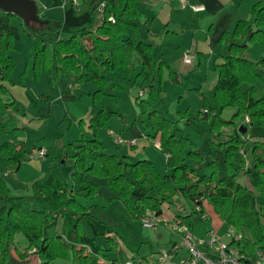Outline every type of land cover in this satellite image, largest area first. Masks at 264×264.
Wrapping results in <instances>:
<instances>
[{
	"label": "trees",
	"instance_id": "16d2710c",
	"mask_svg": "<svg viewBox=\"0 0 264 264\" xmlns=\"http://www.w3.org/2000/svg\"><path fill=\"white\" fill-rule=\"evenodd\" d=\"M143 1L101 0L97 7L83 13L70 7L64 12L58 28L49 20L47 26L33 28L42 35L53 29L57 31L53 53L42 41L36 44L35 68L46 72L51 94L59 85L60 75L75 74L79 76L78 81L88 78L101 88L106 83L103 76L106 72L127 68L134 60L150 64L147 54L153 48L139 34L137 9ZM253 13L252 23L239 22L236 25L232 33L235 41L230 44L228 56L223 58V63L215 65L218 74L212 93L215 106L207 110V118L216 110L235 109L230 122L214 116L209 131L217 136L221 135L222 128L235 125L242 117L249 121L239 128L246 130L244 135L249 126L257 124L264 128V97L255 98L256 84L260 73L264 72V59L253 63L241 56L251 43L258 42L264 50V6L255 4ZM0 15L16 17L2 11ZM110 18L115 23L109 21ZM14 49L13 35L2 31L0 85L9 80L14 69V60L10 56ZM243 85H247L246 90H242ZM98 93L100 90L95 95ZM109 115L111 113L102 111L91 119L93 138L74 147L72 165L60 158L47 167L43 178L32 184L34 203L24 196H13L0 176V264H13L16 261L13 251L25 264H29L30 252L38 257L40 264L69 260L73 255H79L80 247L87 252L77 260L100 264L101 249L96 241L104 237L111 241L115 232L93 216L91 207L81 201L94 197L96 187L91 179L95 177L105 180L107 187L124 202L129 215L137 221L147 211L162 216L163 205H174L176 197L180 196L201 210L177 217L193 228L191 217L195 214L201 216L205 212L203 204L208 202L228 228L244 235L247 252L260 250L264 253V213L257 204L259 199L264 201V142L255 141L248 145L237 133L216 144L226 148L224 173H219L212 162L210 174H199L186 164L183 157L186 147L193 144H186V138L178 141L171 132L170 122L161 118L157 120L154 139L159 133L161 149H170L174 158L172 173L161 174L150 161L128 165L117 156L105 153L98 131L106 125ZM241 150L246 157L243 155L237 164L236 158ZM30 152L25 145L0 143V156L17 167L26 161ZM189 155L196 157L198 154L191 151ZM128 171L130 177L126 175ZM241 176L247 178L249 187L238 182ZM20 236L27 242L23 250L18 246ZM109 264L118 262L113 260Z\"/></svg>",
	"mask_w": 264,
	"mask_h": 264
},
{
	"label": "rangeland",
	"instance_id": "374dc122",
	"mask_svg": "<svg viewBox=\"0 0 264 264\" xmlns=\"http://www.w3.org/2000/svg\"><path fill=\"white\" fill-rule=\"evenodd\" d=\"M99 1L85 0L84 4L82 0L78 12L92 10L97 7ZM37 3L40 17L51 21L58 28L63 21V9L50 0ZM179 6H173L180 14L178 17L182 16L184 11ZM188 8L186 20H195L189 16L192 6L188 5ZM155 11L158 12V8H155ZM157 15L155 13L151 16L149 12L142 10L141 14H138L140 38L145 39L153 48V51L147 54L151 59L150 64L134 60L127 68L106 72L103 74L106 83L101 88L88 78L78 81L79 76L75 74L60 75L54 94H51L46 72L35 68V57L38 41H42L48 51L53 53V43L58 39L57 31L53 29L42 35L39 30L27 27L16 17L0 15V33H11L15 46L10 53L14 60V69L9 80L0 85V143L25 145L30 150L40 148L47 152L44 159L38 160H29L27 155L19 170L17 165L5 161L0 156V176L6 181L13 196H24L32 201L31 204L34 203L32 184L43 178L47 167L60 158L69 165L73 164L74 147L81 146L93 138L90 121L102 111L111 113L106 125L98 131L105 153L117 156L128 165L150 161L161 174H171V166L174 163L172 151L161 149L159 133L154 139L157 120L161 118L170 122L171 132L178 141L186 138V144L196 146L186 147L183 157L186 158V164L196 169L199 174H210L212 162L219 173H224L226 148L216 144L225 142L237 133L242 140L251 139L247 140L248 145L255 141L264 142V128L257 124L249 126L245 135L239 131L241 126L249 123L244 117L238 119L235 125L222 128L221 135L217 136L209 131L215 115L230 122L235 114V109L228 108L223 111L216 110L207 118V110L210 106H215L212 94L218 81L215 65L223 59L217 55L211 56V53L199 59L198 52L192 48L189 41L192 40L194 44L204 43L205 34L212 31L210 25L204 29L200 21L193 23L189 28L197 30L194 39V31L189 29H186V34L177 36L173 31H168L164 21L169 13ZM172 18L171 16L169 19ZM231 35L228 37L231 38ZM225 37L221 38L222 41ZM186 38L190 48L187 54L196 58L194 64H184L185 55L182 56V49L179 48L183 47ZM249 47L252 50L262 48L258 42L249 44ZM163 58L169 64L164 63L161 60ZM260 75L255 87L256 99L264 97V72ZM246 89L247 85H243L242 90ZM98 90L100 93L95 95ZM118 138L124 143L118 144ZM131 140L136 142L134 146L128 144ZM154 141L158 142L160 149L153 145ZM191 151L198 155L191 157ZM240 152L236 158L237 164L239 159L243 158ZM167 155L171 156L168 164ZM248 159L251 165V157L248 156ZM126 175L130 177V171ZM91 181L96 187V193L92 199L82 198L81 201L91 207L90 213L93 216L115 232L111 241L105 237L96 241L101 249L100 264H109L113 260L123 264L133 255L137 258H151L156 251L167 249L172 241H177V237L165 225L145 229L139 220H134L124 202L107 187L104 179L95 177ZM238 182L249 187L245 176L238 178ZM257 204L262 207L264 213V201L259 199ZM198 209L195 203L187 202L180 196L176 197L174 205H163L167 219L189 216ZM203 209L211 217V221L203 219L199 214L192 216L194 234L203 236L206 228L215 227L216 233L224 236L227 231L225 222L217 216L208 202H204ZM18 241L22 250L27 247L24 237L20 236ZM84 250L81 249L78 251L79 255H73L69 260L58 259L50 264H91L77 260L86 254L87 251ZM12 255L16 260L13 264H25L20 262L14 251ZM28 256L30 259V255ZM34 263L36 260L33 258L32 264Z\"/></svg>",
	"mask_w": 264,
	"mask_h": 264
},
{
	"label": "crops",
	"instance_id": "0c3cea01",
	"mask_svg": "<svg viewBox=\"0 0 264 264\" xmlns=\"http://www.w3.org/2000/svg\"><path fill=\"white\" fill-rule=\"evenodd\" d=\"M35 1L37 3L38 1H44V0H35ZM50 1H52L54 5L60 6L64 12L68 8H70V6L67 3L65 7H63V4L67 2V0H50ZM83 3L85 4V0H83ZM257 3L264 6V0H188L189 6H200L201 5L204 7V11L202 12H194L193 10L190 9L191 10L190 15H189L190 18L191 17L195 18V20H191V21L186 20V10L187 9L189 10V8L188 7L183 8L179 0H145L144 2L140 4L139 6L140 9L138 8L139 9L138 11L140 14H141V10L143 12H149L151 16H153L155 13L158 14L157 16L159 15L161 16L165 12H168L169 16H166L165 19L163 17V19L166 22L168 31H173L174 34H176L177 36L186 34V29H189L190 31H194L196 28L194 29L193 27L191 28L189 27L192 26L193 23L195 24L197 21H200L203 24L204 29L208 25H210L209 28L212 31L211 33L205 34V42L202 44L195 42L194 44V42L192 43V40L189 41L187 40L188 38H186L185 44L183 43L184 44L183 47L179 46L180 50L182 49L181 54L182 56H184L185 54L189 53V49H190L188 46L189 45L188 41H189V43L192 45V48H194L195 51L198 52L199 59H202L203 58L202 56H206L208 55V53H211V56L217 55L219 58L223 59L224 57L228 56L230 44L233 41H235L231 34L234 31L236 25L239 22L250 23L254 21L253 7ZM174 5H180L179 7L184 10L183 12L180 11L183 13L182 16L178 17L180 14H178L179 12L173 7ZM155 8H158L159 11L156 12ZM171 16L173 18L170 20L169 18H171ZM63 18H64V15H63ZM201 23L200 25H202ZM2 29H5V28L3 27ZM196 32L197 30L194 31V33L192 32L194 36L193 39L197 35L195 34ZM229 34L231 35V38L228 37ZM223 36L224 37L226 36V37L222 41L221 38ZM182 39L184 41V38ZM241 56L250 62L259 63L262 59H264V50L263 48H254V50H252V48H250L248 45L247 49ZM161 60H163L164 63L169 64L166 59L163 58ZM195 61H196V58L194 57L192 64H194ZM219 62L223 63L222 60ZM221 63H218V64H221ZM185 65H188V64H185ZM244 140L247 141L251 139L244 138ZM156 143L158 142L154 141L153 145H155ZM167 156H168V159H167V164H168V161L171 158V156L170 155H167ZM239 160H241V158ZM17 170H19V167H17ZM207 220L211 221V217L208 216ZM214 228L213 227L206 228L204 230V235L207 230L214 229ZM203 236H198V237H203ZM173 242L175 241H172V243ZM81 249H84V248L80 247L79 250ZM155 255H153L151 258L149 257L137 258L133 255V256H130V258L127 261L132 260L136 263H142V262L152 259L153 257H155ZM33 258L36 260V263L34 264H37V262L40 263L38 257L30 253V259L29 258L27 259L28 261L30 260L29 264H32Z\"/></svg>",
	"mask_w": 264,
	"mask_h": 264
},
{
	"label": "built area",
	"instance_id": "2783aa9c",
	"mask_svg": "<svg viewBox=\"0 0 264 264\" xmlns=\"http://www.w3.org/2000/svg\"><path fill=\"white\" fill-rule=\"evenodd\" d=\"M82 0H67L66 3L79 11ZM183 8L188 7V0H179ZM104 5L102 4L101 8ZM194 12L204 11L203 6H192ZM109 21L115 23L113 18ZM193 57L185 54L184 63L191 64ZM118 144H123L121 139H117ZM130 146H134L136 142L131 140L128 142ZM155 147L160 149L159 144ZM242 155H246L241 152ZM47 156L45 150H31L28 155L29 160L44 159ZM198 212H201L198 209ZM166 215L157 216L151 211H147L140 218V222L145 229H154L158 225H165L171 230L173 235L177 237V241L173 242L167 249L158 251L152 259L136 263L132 260L123 264H264V253L260 250L249 253L244 247V235L237 232L234 228H227L224 236H219L214 229L207 230L203 237L194 234L192 228L181 219H167ZM203 219H208V215L201 213Z\"/></svg>",
	"mask_w": 264,
	"mask_h": 264
},
{
	"label": "water",
	"instance_id": "95a60500",
	"mask_svg": "<svg viewBox=\"0 0 264 264\" xmlns=\"http://www.w3.org/2000/svg\"><path fill=\"white\" fill-rule=\"evenodd\" d=\"M0 10L16 16L29 28L48 25V21L41 19L35 0H0ZM240 132L245 133L246 130L241 129Z\"/></svg>",
	"mask_w": 264,
	"mask_h": 264
}]
</instances>
